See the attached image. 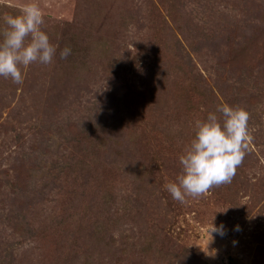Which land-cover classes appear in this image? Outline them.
<instances>
[{"label": "rangeland", "instance_id": "rangeland-1", "mask_svg": "<svg viewBox=\"0 0 264 264\" xmlns=\"http://www.w3.org/2000/svg\"><path fill=\"white\" fill-rule=\"evenodd\" d=\"M30 2L59 47L0 77V264H264V0H0V31ZM222 103L249 113L243 162L181 203Z\"/></svg>", "mask_w": 264, "mask_h": 264}, {"label": "clouds", "instance_id": "clouds-1", "mask_svg": "<svg viewBox=\"0 0 264 264\" xmlns=\"http://www.w3.org/2000/svg\"><path fill=\"white\" fill-rule=\"evenodd\" d=\"M44 13L30 2L16 15H7V26L0 31V77L22 84L21 67L33 63L50 64L58 49L42 29ZM72 49L64 47L60 57L67 58ZM249 113L241 107L222 103L206 118L194 121V136L179 157L182 172L175 182L166 185L172 198L183 203L187 196L198 197L213 186L231 183L237 167L243 162L249 132ZM208 229L223 235V226Z\"/></svg>", "mask_w": 264, "mask_h": 264}]
</instances>
